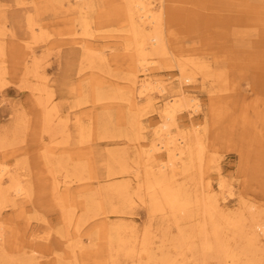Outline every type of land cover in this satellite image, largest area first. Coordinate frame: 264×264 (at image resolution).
I'll return each instance as SVG.
<instances>
[{
    "label": "bare ground",
    "instance_id": "6f19581e",
    "mask_svg": "<svg viewBox=\"0 0 264 264\" xmlns=\"http://www.w3.org/2000/svg\"><path fill=\"white\" fill-rule=\"evenodd\" d=\"M96 1L110 4L109 11L98 12ZM154 1H16L24 2V65L31 64L30 70L25 68L11 77L22 93L30 89L27 101L32 108L17 103L9 115L15 120L19 137L33 127L37 138L44 133L49 140L36 144L44 163L37 172L30 159L11 164L8 152L0 150V264H39L42 255L36 247L37 236L28 229L30 217L25 214L39 209L36 218L40 219V209L45 208L42 200L47 197L58 207L62 222L56 231L59 252L47 264H87L92 260L116 264L120 256L134 264H252L253 257L262 264L264 214L259 204L245 202L242 194L221 176L206 143V128L200 129L198 120L192 118L202 110L206 120L210 115L220 119L227 106L224 97H215L201 109L197 96L188 89L196 88L200 77V84L206 85L210 93L216 81L229 85L230 72L231 76L236 72L242 81L252 74L257 79L254 89H260L264 69L254 73L249 70L264 68V0H256L260 4L257 14H253L251 30H244L237 22L239 14L234 9L238 1H222L224 25L219 35L230 36L234 46L246 43L252 49L236 50L231 46L230 55L213 51L210 60L202 53L194 54L200 51H195L192 44L176 42L172 25L180 7L174 2L189 1L158 0L160 9H155ZM0 16L1 34L5 18L2 11ZM245 18L243 13L241 19ZM98 23L117 27L115 33L106 35L109 39L103 45L112 51H123L113 55L119 64L114 70L109 69L102 46H92L88 41ZM77 28L82 37L67 38L70 33L77 35ZM201 30L190 28L191 37L202 41ZM227 42L221 37L210 47L223 48L224 43L228 47ZM69 43L78 45L67 56L66 66L73 65L72 75L68 76L69 82L56 79L71 99L69 108L73 111L71 117L66 114L62 118L52 101V91L42 83L47 77L39 75L43 69L40 61L50 53L43 51ZM33 47L41 48L40 56L32 54ZM6 48L4 37L0 38V57L6 58ZM4 62L6 59L0 58V88L10 75ZM161 66H176L177 79L173 83L163 84L153 78L152 72ZM93 67L108 70L109 83L102 85L98 75L92 74ZM32 81L37 87L30 85ZM238 83L235 80L228 91L237 89ZM263 98H252L253 106L260 108ZM62 99L66 103L65 95ZM210 107L215 112H210ZM33 112L38 118L32 123L28 114ZM153 113H157L155 117H151ZM184 114L189 116V122H178ZM68 123L71 128L67 130ZM123 124L126 130L116 128ZM61 133L65 134L63 141L53 137ZM5 137L0 138V149L8 146ZM114 137H124L129 143L110 139ZM213 168L217 174L215 185L208 173ZM234 194L241 203L231 208L225 202ZM133 204L142 207L147 215L140 227L134 226L129 216ZM8 207L13 210L12 216L23 217L19 225L12 216L4 215ZM26 233L29 235L25 239ZM48 236L42 239L47 241ZM90 256L92 260H87Z\"/></svg>",
    "mask_w": 264,
    "mask_h": 264
},
{
    "label": "rangeland",
    "instance_id": "374dc122",
    "mask_svg": "<svg viewBox=\"0 0 264 264\" xmlns=\"http://www.w3.org/2000/svg\"><path fill=\"white\" fill-rule=\"evenodd\" d=\"M16 1L18 0H0V12L2 11L5 16L4 23H1L3 33L0 34V38L4 37V41L7 44V48L5 49L6 51H4L7 52L6 58L5 56H1L0 58L2 60L6 59V62L4 63H6L5 65L7 66L8 72L10 73V75L6 79L7 83L2 88H0V138L6 136L5 139H7L8 142V146L0 150H5L8 152L7 154L9 156L7 157L11 164H17V161L20 162L25 158L30 159L32 168H34V170L37 172L38 169L41 168V166L43 167L44 163H41L42 158L38 156L36 144L42 140L47 142L49 140V136L48 134L43 133V137L37 138L35 133L32 132L34 131L32 127L28 131V133H26L24 136L19 137V134L17 132V125L15 126L14 123L15 120H12V116L9 115V113H12V110L14 108L13 105H17V103H21V105L26 106L29 110L32 108V105L29 103L30 100L27 101V99L31 98L30 89H25V91L22 93L23 89L20 86L14 84V78L11 77V75L20 74L25 68L26 70H30V67L28 65L31 64L28 63V65H24L26 64V62H24L26 51L23 49L22 44H24V42L21 38L23 37V33L21 30V25L23 24L22 7L24 6V2L26 1H24L22 4L17 3ZM188 1L189 2L185 4H180L182 3V1L174 2V5L180 7L178 9V18L172 25V27L174 26L175 28L174 34L177 38L176 42H181L179 45L192 44V46H195V51H200L197 53L194 52V54L202 53L203 58L209 60L211 59L213 51L217 54H220V52L221 54L226 52L227 55H230L232 51L231 46L233 48H236V50H240L242 48H244L245 50L252 49L246 43H239L238 45L236 44V46H234V44H232V38L230 36L225 37L219 35V29H221L224 25V22L221 18V13H223L222 9L224 8V4L222 3V1L224 0ZM194 1H196V3ZM226 1H238V4L234 9V12H237V14H239V16L236 17L237 22L244 30H251L252 27L250 26V24L255 22L253 21V14H257L256 12L259 10L258 5L260 3L256 0ZM96 3L98 4V12L99 10L101 12V10L103 11L105 9L109 11L108 6H110V4H108L107 6L105 4L106 1H96ZM153 4L155 9H160V1L156 0L153 2ZM182 5L184 6L181 7ZM103 6L105 8H102ZM193 13L195 14L193 15ZM243 13L246 15L245 21L241 19ZM186 14L188 15V18L185 19ZM59 15L64 16V14H58V16ZM180 15H183V17H181ZM54 17L55 19H60L57 16ZM1 18L2 17L0 16V20L3 21V19ZM60 21H62V19ZM96 21H99V19L96 18ZM65 28H67L68 31L71 30V27L65 26ZM116 28L117 27L114 24L98 23V25H96V30L93 31L94 35L88 38V41L91 42L92 46H102L101 48H103L104 50L105 60L109 62V65H111V67L109 68L110 70H114V67L116 65H119L116 62L117 59L114 58L113 55L117 54L118 56L122 54L123 51L120 50V48H116L115 51H112L109 49V47L103 45L105 44V41L109 39L106 35L115 33L114 29ZM190 28L191 30H193V28L202 29V41H197L198 37H191L193 33L189 32ZM79 32L80 30L79 28H77V35L70 33L67 35V38L71 39L82 37ZM221 37H223L224 41H228V47H225L224 43V45L221 46L223 48H213L212 50V48L210 47L211 42L213 43V41L215 40L220 42ZM203 39H208L210 43H208L207 41L205 42ZM77 47V44L69 43L52 50L48 49L43 52L46 54V52L50 50V53L47 55V57H43V59L45 60L40 61V63L43 64V69H40L39 75L43 74V77H47V79L41 78L40 80L43 79L42 83L50 91H52V101L54 99V101L56 102V106L58 107V115L62 118H65L66 114L68 116L72 114L73 109L69 108V105L72 103V101L56 78H58L60 81L64 80L69 82V77H71V73L73 71V65L71 64L72 68H67V56L70 55ZM33 48L34 52L32 54L40 56L41 48ZM56 50L59 52H57ZM10 51L14 52L11 56ZM174 54L179 55L176 52H174ZM263 69L264 68L261 67L253 70L250 69L249 71L254 73L259 71L261 72ZM106 71L108 70H99V68L96 69V67L92 68V74L98 75L97 78L100 79L102 85H106L107 83H109V78H107L108 75ZM152 75L153 78L159 79L163 84H169L170 82L173 83V81L177 79V68L176 66H171L170 68L161 66L155 69L154 72H152ZM253 77L254 76L249 73L245 76V80L242 81L240 80V78L236 77V72H233V76H231L230 72V80L228 81L229 85L222 80L216 81L210 93L207 91L208 87L206 85L202 86L200 84L199 77V80L196 81V88L188 89V92H192L191 94H193L194 92V94L197 96V100H199L201 103V109L205 107L204 105L207 106L209 103L211 104V100H213L215 97H224L227 106L225 107L224 114L220 119H216V117L210 115V117L207 116L206 120L203 116L204 111L202 110H199L196 114H194V116H192V118L198 120L200 129L206 128V133L204 132L206 136V143L208 144V149H211V154L215 157V160L217 162L216 167L218 166L220 168L221 176H224L226 180L230 181L232 189H234V191L236 192L239 191L244 197L243 200L245 202L251 204H259L260 211L262 212V214H264V98L260 104V108L253 106L254 100H251L255 96L264 97V84L261 85V87L259 85L260 89H254L253 85L255 84V81L257 79ZM113 79H115L114 75ZM116 79L118 78L116 77ZM235 80L239 82L237 85V89L228 91V87L230 86V84H234ZM34 81H32L30 84L33 85V88L37 87V83H35ZM262 82H264V76L262 78ZM225 84L228 85L226 87L227 89H225ZM33 88H31L32 91H34ZM64 95L67 97L66 103L62 99ZM24 99L26 100L24 101ZM160 101L161 99L159 98L157 103H160ZM209 111L215 112V110L211 107ZM156 114L157 113L151 114V117H155ZM185 114L178 119V122H189V116H186ZM36 118L38 117L35 116L34 112L28 114V119L32 123ZM125 126L126 124H123L116 128L120 131H124L126 130ZM68 128H71L69 123L67 130ZM149 129L146 132L150 131ZM53 137H55V139L58 141H63L65 139V134L61 133V136L60 134H55ZM110 139L128 142L124 139V137H114ZM105 141H108V139H105ZM128 143H126L127 147ZM65 146L71 147V144H66ZM129 149L131 148L128 147V150ZM18 154L19 156H17ZM208 156L209 155L206 154V159ZM208 173L212 184L215 185V178L217 176L216 168H213V170L209 171ZM42 201L45 204V208L40 209L41 214L43 215L40 217V219L36 218L40 215L39 209L37 211L32 210L30 212H27L25 216L30 217V228L28 229L33 230L34 236H37L36 247L39 248V251H41L40 255H42V257L39 259V264H47V262L52 263V259L54 258L56 252H59L58 249L60 244L57 241L58 234L56 233V231L62 227V222L58 218V207L50 203L52 202L51 199L47 197V199L45 198ZM225 203L229 207L233 208L237 205H240L241 202L239 196L234 194L226 199ZM5 211L4 215H6L7 217L12 216L11 212L13 210L11 207L6 208ZM130 212L131 213L129 214V216L130 218H132L131 222L134 224V226L140 227L141 225H143L144 221H146L147 219V215L144 209L133 204ZM20 218L22 219L23 217L18 215H13L11 217V219H14L15 223L16 221L18 222L17 225L20 224ZM91 220L89 221V223L91 222ZM13 231L17 232V229ZM47 234H49V238L47 241H45L42 239V236L45 237ZM27 235H29V233H26L25 239L27 238ZM16 255H18V253H16ZM91 257L92 256L87 257L86 259L92 260ZM118 260L119 262L117 261L118 263L116 264H134V262L132 263L130 259H125L123 256H120ZM257 261L258 258L253 257L252 264H257ZM211 262L214 263L213 260H211ZM87 264L102 263L101 261L95 263L92 260ZM262 264H264V251H262Z\"/></svg>",
    "mask_w": 264,
    "mask_h": 264
}]
</instances>
